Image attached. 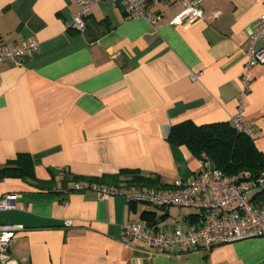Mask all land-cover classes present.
Here are the masks:
<instances>
[{
    "label": "crops",
    "instance_id": "0c3cea01",
    "mask_svg": "<svg viewBox=\"0 0 264 264\" xmlns=\"http://www.w3.org/2000/svg\"><path fill=\"white\" fill-rule=\"evenodd\" d=\"M148 9L158 17L152 25L101 0L80 31L69 26L76 0H0V45L39 42L36 52L0 65V167L26 153L35 175L0 180V196L16 198L0 224L22 226L6 264H264V236L171 253L128 245L125 223L186 230L195 211L75 189L183 185L203 160L168 140L185 120L233 125L241 112L264 154V63L245 66L264 0H204L202 16L186 27L170 22L178 1ZM257 196L264 201V189Z\"/></svg>",
    "mask_w": 264,
    "mask_h": 264
},
{
    "label": "built area",
    "instance_id": "2783aa9c",
    "mask_svg": "<svg viewBox=\"0 0 264 264\" xmlns=\"http://www.w3.org/2000/svg\"><path fill=\"white\" fill-rule=\"evenodd\" d=\"M101 0H76L79 11L74 14L69 26L82 31L85 17L94 3ZM123 8L131 18H143L154 24L158 17L148 9L149 3L157 0H111ZM181 3L182 9L171 19L174 25L186 27L202 16L204 0H174ZM219 11L214 12L218 16ZM257 42H261L257 46ZM37 40H29L21 45L10 47L0 45V65L4 61L16 62L21 57L36 52ZM245 66L264 63V9L255 20L249 35L246 49ZM243 91L249 85V78H241ZM237 131L252 136L253 129L248 126L243 114L233 118ZM75 189H93L100 198L120 195L126 202H144L158 207H187L195 211L196 224L183 230L175 228L171 232L145 226L138 222L123 225V241L130 245L140 241L143 245L158 253H171L177 249H206L215 245L231 243L242 239L264 236V201L256 195L264 189V171L253 176L248 171L241 175L225 174L216 168L208 158H204L201 169L189 177L183 185L173 189L150 187L146 189L115 185L79 182ZM16 207L15 194L7 192L0 196V211ZM71 225V222H66ZM22 226L0 224V262L11 260L10 247L15 232Z\"/></svg>",
    "mask_w": 264,
    "mask_h": 264
},
{
    "label": "trees",
    "instance_id": "16d2710c",
    "mask_svg": "<svg viewBox=\"0 0 264 264\" xmlns=\"http://www.w3.org/2000/svg\"><path fill=\"white\" fill-rule=\"evenodd\" d=\"M168 140L173 145H186L197 157L210 159L225 174L248 171L255 176L264 171V154L257 150L251 136L237 131L229 122L197 125L185 120L171 126ZM7 177L35 180L30 156L19 153L2 165L0 180Z\"/></svg>",
    "mask_w": 264,
    "mask_h": 264
}]
</instances>
